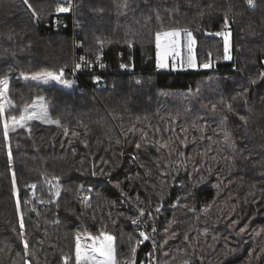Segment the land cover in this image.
Masks as SVG:
<instances>
[{
    "label": "trees",
    "instance_id": "trees-1",
    "mask_svg": "<svg viewBox=\"0 0 264 264\" xmlns=\"http://www.w3.org/2000/svg\"><path fill=\"white\" fill-rule=\"evenodd\" d=\"M29 3L39 20L24 0H0V77L17 106L5 116L44 97L62 126L33 120L5 140L0 122V264H64L65 256L75 264L76 233L101 231L116 237L117 261L128 259L127 237H140L121 191L148 208L163 192L160 264H264V0H72L70 13L54 11L58 0ZM225 16L231 62L222 37L210 35L224 30ZM173 28L192 31L200 64H217L158 68L155 33ZM120 52L133 66L99 83L82 74L87 86L75 85L76 54L105 53L116 67ZM62 67L72 87L20 76ZM245 89L246 103L233 100ZM220 99L234 109L223 124L211 111ZM80 185L92 189L88 204ZM147 248H137L136 264Z\"/></svg>",
    "mask_w": 264,
    "mask_h": 264
},
{
    "label": "snow or ice",
    "instance_id": "snow-or-ice-1",
    "mask_svg": "<svg viewBox=\"0 0 264 264\" xmlns=\"http://www.w3.org/2000/svg\"><path fill=\"white\" fill-rule=\"evenodd\" d=\"M24 3L27 5L29 9L32 10V15L34 18L39 20L41 17L38 13H36L35 9L32 8V5L29 3V0H24ZM247 5L255 7V0H246ZM67 5V6H65ZM125 7H128L127 4H125ZM73 10V3L72 0H58L57 6L54 9L56 13H70ZM224 31H220L214 34L215 36H220L223 38V59L224 60H231L233 57L231 55V43H230V37H231V31L229 29L228 24V17L225 16V23H224ZM183 34L184 37V47L187 49V58L182 56L181 54V36ZM11 39V37H9ZM98 43L101 45V50L103 46V41L98 40ZM155 43H156V49H157V57H158V66L161 68L168 67V58L171 57L174 61H179V64L177 65L174 63L172 66L175 68L177 66L184 68H210L213 66L211 60L208 62H204L202 64H197L196 57L194 55V49L196 45V38L193 35L192 31L188 28H173L170 30H162L155 33ZM129 47H132L131 43H129ZM123 55L122 53L120 54ZM211 55V54H209ZM80 60L84 62V67H90L92 62L90 60H87L86 57H80ZM96 60L100 61L101 56L97 55ZM131 60V58H130ZM133 65L130 64H121V68H129ZM81 64H76L73 68V74H75L76 71H79L81 69ZM99 67L103 68L105 65L103 63L99 64ZM64 72L65 69L62 67L58 71H49V70H41L39 72L35 73H25L21 72L20 76L24 80H31L35 81L37 84H48L52 81L58 82L62 85H65L66 87H72L73 82L64 79ZM94 81L99 83L101 78L99 76L93 77ZM257 79L264 80V72H260ZM257 79H250L251 84H256ZM247 89L241 91L238 93L237 97H233V100L239 99L247 102L248 96H247ZM220 105V111L218 112L217 106ZM17 106L14 103V101L9 96V77L7 75L0 77V122H2L3 125V136L5 140H8L10 131L14 132L17 128H27L30 121L33 120H39L46 124H56L58 126L60 125V121L58 119H52L50 117L49 111H48V105L45 102L44 97H37L36 100L31 104H25L23 105L22 110L20 111L19 116H10L6 117L5 113L8 112L11 109H15ZM211 111L214 114L220 115L221 123H225L228 119L227 115L222 114L223 112H234L233 104L232 102L225 101L224 99H220L216 103H213L211 105ZM241 121H243L244 124L248 123V120L246 117H239ZM175 119V117H173ZM204 130V127H201V131ZM66 131V130H65ZM182 132H186V129H182ZM225 139H228V134H225ZM167 146V145H165ZM233 148L235 147L234 144L232 145ZM139 148L140 145H137ZM8 154L11 156V146L8 145ZM180 155H183L182 153ZM91 175L95 176L96 172L92 171ZM53 180L56 181V184L53 185L55 187V196L59 197L60 195V185L59 180L60 177H53ZM201 180H203V177H201ZM166 182L162 181V184ZM13 184L15 185V175L13 174ZM36 185H31V188L35 189ZM80 192H91L92 189L88 188L85 189L84 185H80L79 189ZM18 192V190H17ZM81 199L85 202L89 201L91 199L90 196L84 195L81 197ZM139 199V198H137ZM163 200H164V194L163 192L160 194V204H157L155 207V212L159 213L162 206H163ZM20 206V201L17 199V208ZM138 214L133 218L129 217L131 224L133 225H141L145 217V209L144 208H137ZM148 216L151 217L152 213L151 211L148 212ZM19 226L21 229L20 236L22 238V243L24 245V248H28V241L26 238H24V222H23V213L20 214V222ZM156 228H152V232L155 233ZM123 236L124 234L121 233ZM140 239H134L131 235L127 237L130 245V253L129 258L119 262L116 258V237L112 235L111 233L101 231L97 235H92L91 233H87L85 235H81L79 232L75 235V264H136V252L137 248L143 244L145 241H148L150 239V236L146 232H139L138 233ZM215 239V237H214ZM185 240H187V236H185ZM154 243V241H153ZM227 247V246H226ZM230 252H235V249H230ZM69 257L65 256L63 257L64 264H68ZM147 264H158L156 261L155 256L152 253H149V259L147 261ZM181 264H190L189 259H184Z\"/></svg>",
    "mask_w": 264,
    "mask_h": 264
},
{
    "label": "built area",
    "instance_id": "built-area-1",
    "mask_svg": "<svg viewBox=\"0 0 264 264\" xmlns=\"http://www.w3.org/2000/svg\"><path fill=\"white\" fill-rule=\"evenodd\" d=\"M123 54L122 56L120 54ZM97 56V55H96ZM96 56H89V55H85V54H81L75 55L74 61H73V68L76 64H81L82 67L79 71H76L74 74L75 77V85L78 87H81V89L85 88L87 86V84L85 83V81L82 79V74L84 75H91V76H99L101 77V75L103 73L108 74V73H112V72H121L124 71L126 68H121L120 65L121 64H127L126 58H125V54L124 52H120L118 57H117V66L115 67L112 63V61H110L109 58H107L105 53H101V60L97 61L96 60ZM80 57H86L87 60H90L92 62L90 67H84V62L80 60ZM103 63L105 65V67L101 68L99 67V64ZM84 195H88L87 193H82L81 197ZM89 196V195H88ZM139 197H135L133 196L131 193L126 192V191H121L120 192V199H121V204L122 206H124V208L128 211L134 214V217L138 214L137 212V208H144L145 209V217L143 218L144 222L137 226V225H133V228L136 230L137 233L143 231L146 232L149 236L150 239L148 241H145L144 243H146L148 245V248L145 252V256L144 259L142 261V264H147V261L149 259V253H152L155 258L156 261L158 262V264H160V233H159V227H160V212L157 213L155 212V208H148L145 207L142 204V200ZM90 201V200H89ZM89 201L85 202L81 199V202L84 204H88ZM151 211L152 216L149 217L148 216V212ZM155 227L156 231L155 233L152 232V228ZM154 241V243H153Z\"/></svg>",
    "mask_w": 264,
    "mask_h": 264
},
{
    "label": "rangeland",
    "instance_id": "rangeland-1",
    "mask_svg": "<svg viewBox=\"0 0 264 264\" xmlns=\"http://www.w3.org/2000/svg\"><path fill=\"white\" fill-rule=\"evenodd\" d=\"M229 29H230V31H231V26H230V24H229ZM225 30V29H224ZM223 30V31H224ZM223 39V38H222ZM231 39H232V32H231V37H230V43H231ZM181 43H182V47H181V54H182V56L185 58V60H186V58H187V55H188V53H187V49H186V47H184L183 45H184V37H183V34H182V36H181ZM196 47H197V44L195 45V49H194V55H195V57H196V60H197V64L199 65L200 63H199V61H198V57H197V52H196ZM156 55H157V49H156ZM231 55H232V57H233V53H232V49H231ZM75 58V57H74ZM234 60V58H232L231 60H225V61H228V62H231V61H233ZM167 63H168V67H166V68H161V67H159L158 66V68H161V69H173V70H186V69H205V68H202V67H197V68H187V67H184V68H181V67H179V66H177V67H173L172 65L174 64V63H176L177 65L179 64V61H174L171 57H169L168 58V61H167ZM214 66L217 64V62H214V63H212ZM157 65H158V57H157ZM211 68V67H210ZM208 69V68H207ZM52 82H55V81H52ZM45 99V98H44ZM46 102V101H45ZM48 105V104H47ZM39 121V120H38ZM90 197H91V195H90V193L88 192L87 193ZM122 262V261H121Z\"/></svg>",
    "mask_w": 264,
    "mask_h": 264
}]
</instances>
